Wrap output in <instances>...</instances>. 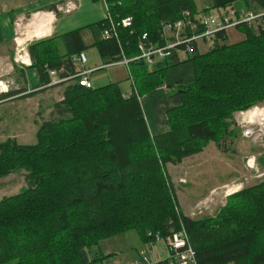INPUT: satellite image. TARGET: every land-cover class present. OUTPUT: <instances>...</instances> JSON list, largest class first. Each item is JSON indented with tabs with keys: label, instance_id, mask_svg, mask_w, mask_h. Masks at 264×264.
Masks as SVG:
<instances>
[{
	"label": "trees",
	"instance_id": "trees-1",
	"mask_svg": "<svg viewBox=\"0 0 264 264\" xmlns=\"http://www.w3.org/2000/svg\"><path fill=\"white\" fill-rule=\"evenodd\" d=\"M236 1L212 0L203 10ZM241 1L249 10L264 11V0ZM107 2L119 40L96 42L106 63L120 59L122 51L137 56L144 33L158 36L164 23L198 8L196 0ZM127 17L128 26L122 23ZM100 25L103 30L108 20ZM238 27L243 39L228 43L221 32L206 52L182 61L166 58L152 67L143 59L130 61L128 97L120 82L87 87L73 77L53 105L54 117L38 127L35 142L0 141V177L24 170L27 182L0 199V264H93L112 255L93 251L106 238L135 229L153 245L182 228L198 264H264V179L227 195L214 215L193 217L181 208L168 170L211 141L221 146L235 137V114L264 102V26ZM62 38L65 53L56 37L28 45L30 66L42 84L50 80L49 69L76 73L73 54L83 49L79 31ZM188 61L195 79L169 85L165 116L157 120L169 128L152 133L140 97L162 86L171 66ZM27 90L2 92L0 100Z\"/></svg>",
	"mask_w": 264,
	"mask_h": 264
},
{
	"label": "rangeland",
	"instance_id": "rangeland-1",
	"mask_svg": "<svg viewBox=\"0 0 264 264\" xmlns=\"http://www.w3.org/2000/svg\"><path fill=\"white\" fill-rule=\"evenodd\" d=\"M196 3L199 9L212 4L211 0H196ZM234 5L241 11L247 10L245 3L241 0L236 1ZM244 37L245 33L242 28L233 27L228 30L227 42L233 43ZM17 48L14 45L12 53L14 67H17L18 63L14 60ZM207 50L205 45L200 51L206 52ZM87 55L90 60L92 59L94 70L90 79L94 87L121 79L122 90L127 93L131 91L132 85L128 77L130 72L125 65L98 69L97 67L106 63L98 49L92 48ZM194 79L195 67L192 61L171 66L165 74L164 84L140 97L152 133L166 131L169 128L163 122L157 121L165 116L166 99L171 92L169 85L176 84L180 80L183 83H190ZM24 86L27 87L26 81L18 80L13 71L0 76V93L16 91ZM39 86L31 91L37 90V93H40L38 92ZM56 98L58 97L46 98L45 95H31L21 99L8 97L0 100V141L11 138L17 143L35 142L38 127L45 120L54 117L50 114V107L52 108ZM255 108L260 113L254 117L250 116ZM232 123L239 129L235 137L223 141L221 146L211 141L203 150L204 152L188 157V159L185 158L182 165H168L179 204L185 213H192L193 217L214 215L218 208L226 202V196L233 190H240L264 179V102L243 113L237 112ZM249 126L253 128V135L245 136L244 131ZM250 159L254 161L249 162ZM25 175L24 170H19L0 177V199L18 193L26 187ZM192 214L189 215L192 216ZM163 245V241L159 240L155 247L157 256H161L165 251ZM147 249L153 252L150 245L142 240L137 230H129L106 238L99 245L94 246V252L112 255L102 262L98 261L93 264H134L140 257L141 251Z\"/></svg>",
	"mask_w": 264,
	"mask_h": 264
},
{
	"label": "built area",
	"instance_id": "built-area-1",
	"mask_svg": "<svg viewBox=\"0 0 264 264\" xmlns=\"http://www.w3.org/2000/svg\"><path fill=\"white\" fill-rule=\"evenodd\" d=\"M106 7V16L108 25L102 30V38L108 39L115 37L119 40L117 31L118 23L115 21L107 0H102ZM59 9L64 12H70L76 7V3L72 0L59 4ZM122 23L126 26L132 23V18L127 17L122 19ZM248 24L253 27L264 26V11L254 10H235L231 6L217 7L204 11L198 9L194 12L186 10L183 15L170 22L163 24L158 36H149L144 33L139 42L138 49L140 53L128 58L125 52L122 51V57L110 63H105L97 67L98 69L110 67L117 64H124L129 67L132 60L143 59L148 65H153L157 61L171 58L172 60L182 61L200 51L203 46L209 49L213 46L218 38L219 33H228V30L233 27H238L240 24ZM201 52V51H200ZM75 64L84 65L87 61V54L84 51L73 55ZM16 62L22 65H31L32 60L28 50L24 47L20 48L15 57ZM96 69V70H98ZM94 69L81 67L72 75L62 74L65 71L61 69H49L50 80L39 86V89L58 85L62 82H67L73 77H77V81L84 86L94 87L90 79V75ZM35 90V89H32ZM31 92V90H29ZM28 91V92H29ZM130 92H124L126 97L130 96ZM243 113V111H241ZM249 119V118H248ZM252 120V119H249ZM245 136L253 135V128L249 126L244 131ZM254 161L250 159L249 162ZM237 190V189H236ZM233 190L231 193L235 192ZM162 240L166 245V253L162 259H156L149 255L146 251L141 252L140 257L134 264H198L195 250L189 240L187 231L182 228L168 235L165 239L157 237V241ZM133 264V263H132Z\"/></svg>",
	"mask_w": 264,
	"mask_h": 264
},
{
	"label": "crops",
	"instance_id": "crops-1",
	"mask_svg": "<svg viewBox=\"0 0 264 264\" xmlns=\"http://www.w3.org/2000/svg\"><path fill=\"white\" fill-rule=\"evenodd\" d=\"M66 1L69 0H0V76H4L6 72L11 73L13 71L18 80L24 79L26 81L28 90L25 93H30L28 92L29 90L42 85V82L36 67L20 65L21 63H17V67H14L12 59L14 45L18 47V50L22 47L27 50L28 45L36 40L56 37L60 52L65 53L66 42L62 38V35L73 30H78L83 45L82 51L87 54L92 48H97L95 44L102 37L100 21L106 16L105 3L102 0H72L76 3V7L70 12H64L58 6ZM231 7L239 10L235 7L234 3ZM15 57L16 53L14 60ZM7 65H11L12 67L10 68ZM76 65L77 69L81 67L92 68V59L90 60L87 55V61L84 65ZM94 65L98 66L97 64ZM114 66H124V64ZM126 67L129 69L128 66ZM111 82H120L121 85V79ZM69 83H72V80L42 88L41 90L38 89L40 93L36 92L32 96L45 95L46 98L58 97L54 100L55 103L63 99L65 88ZM18 95H14L13 98H18ZM52 111L53 106L52 108L50 107V114ZM201 153L191 156H197ZM186 158L188 159V157ZM182 163L179 165H182ZM183 182L185 181L183 180ZM192 216L194 215L192 214ZM157 244L158 242L153 245L149 244L153 250L152 253L148 249L144 251L156 259H162L166 253V245L163 242L165 251L161 256H157L155 250Z\"/></svg>",
	"mask_w": 264,
	"mask_h": 264
},
{
	"label": "bare ground",
	"instance_id": "bare-ground-1",
	"mask_svg": "<svg viewBox=\"0 0 264 264\" xmlns=\"http://www.w3.org/2000/svg\"><path fill=\"white\" fill-rule=\"evenodd\" d=\"M260 112L255 108L253 111H251L250 116H257Z\"/></svg>",
	"mask_w": 264,
	"mask_h": 264
}]
</instances>
